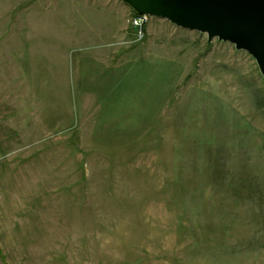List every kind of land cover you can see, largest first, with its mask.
Here are the masks:
<instances>
[{"label":"rangeland","instance_id":"rangeland-1","mask_svg":"<svg viewBox=\"0 0 264 264\" xmlns=\"http://www.w3.org/2000/svg\"><path fill=\"white\" fill-rule=\"evenodd\" d=\"M132 15L0 0V264H264L254 59L156 18L137 42Z\"/></svg>","mask_w":264,"mask_h":264},{"label":"water","instance_id":"water-1","mask_svg":"<svg viewBox=\"0 0 264 264\" xmlns=\"http://www.w3.org/2000/svg\"><path fill=\"white\" fill-rule=\"evenodd\" d=\"M137 15L162 19L248 53L264 80V0H120Z\"/></svg>","mask_w":264,"mask_h":264},{"label":"crops","instance_id":"crops-1","mask_svg":"<svg viewBox=\"0 0 264 264\" xmlns=\"http://www.w3.org/2000/svg\"><path fill=\"white\" fill-rule=\"evenodd\" d=\"M86 64L84 72L82 71L80 74V79L90 74L86 86L91 87L90 90L94 97H122L123 94L117 91L120 85L115 82L116 79L111 80L107 76L108 68L105 69L103 65L95 62V60Z\"/></svg>","mask_w":264,"mask_h":264},{"label":"built area","instance_id":"built-area-1","mask_svg":"<svg viewBox=\"0 0 264 264\" xmlns=\"http://www.w3.org/2000/svg\"><path fill=\"white\" fill-rule=\"evenodd\" d=\"M150 18L151 17L146 15L133 14L129 19L133 37L137 42L141 41L144 38L145 29L149 24Z\"/></svg>","mask_w":264,"mask_h":264},{"label":"trees","instance_id":"trees-1","mask_svg":"<svg viewBox=\"0 0 264 264\" xmlns=\"http://www.w3.org/2000/svg\"><path fill=\"white\" fill-rule=\"evenodd\" d=\"M133 14H135V13L133 12Z\"/></svg>","mask_w":264,"mask_h":264}]
</instances>
